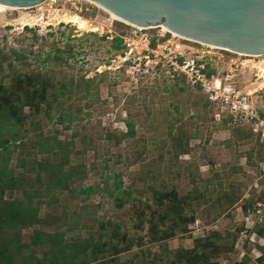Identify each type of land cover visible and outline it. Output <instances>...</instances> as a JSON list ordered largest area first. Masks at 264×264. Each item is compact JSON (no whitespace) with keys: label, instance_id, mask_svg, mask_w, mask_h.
Returning a JSON list of instances; mask_svg holds the SVG:
<instances>
[{"label":"rangeland","instance_id":"374dc122","mask_svg":"<svg viewBox=\"0 0 264 264\" xmlns=\"http://www.w3.org/2000/svg\"><path fill=\"white\" fill-rule=\"evenodd\" d=\"M74 15L89 21L85 29L68 22ZM122 36L129 45L117 49L114 39ZM207 44L161 26L145 29L116 20L89 0H46L0 13V86L29 75L54 83L52 108L43 104L34 114L26 107L22 128L0 113V139L16 130L27 135L10 156L17 186L6 197L27 201L34 195L32 204L44 220L23 230L25 242L35 229L96 237L101 224L107 240L112 222L121 224L132 244L112 264H173L179 249H193L196 240L209 237L217 241L212 263L264 264V144L244 121L223 122L231 116L229 105L210 100L220 79L219 95L228 93L230 101L264 116V55ZM176 59L209 64L207 87L173 77ZM127 122L135 125L134 136ZM73 168L80 174L70 178L69 188L50 189L52 172H65L68 179ZM117 182L132 191L123 205L116 199L122 196ZM90 185L97 193L79 192ZM172 191L187 220L177 219L175 237L155 242L150 227L163 213L156 194L167 206ZM147 200L155 213L143 209ZM43 252L39 248L35 255Z\"/></svg>","mask_w":264,"mask_h":264},{"label":"trees","instance_id":"16d2710c","mask_svg":"<svg viewBox=\"0 0 264 264\" xmlns=\"http://www.w3.org/2000/svg\"><path fill=\"white\" fill-rule=\"evenodd\" d=\"M114 40L115 47L122 49L124 40L121 37H116ZM208 68L209 64H207L206 72L209 71ZM211 75L213 73L208 72V76ZM179 78L186 79L183 76H179ZM53 87L54 83L47 77L38 75L16 77L9 87L0 86V113L6 115V121L14 122L15 125L22 128L24 122L28 119V115L24 111L26 107H29L34 114L40 112L43 104L47 105V110L52 108L49 101V89ZM233 121L235 122V118L232 115L223 120V122ZM1 123H3L2 119H0V128ZM127 126V133L134 136L135 125L127 122ZM250 130L264 144V138H262L261 133L255 132L252 127H250ZM26 137L27 135L23 134V131L16 130L11 133L10 137L0 139V157L6 155L5 162L0 164V264H112L117 261L121 253L130 250L132 247V244L126 241L127 234L121 233L120 223H109L110 236L107 240H104V230L107 229L104 224H101V232L96 237L91 235L82 239L76 235L67 238L65 231L44 233L39 229H35L30 235L28 242L23 240L22 232L25 228L44 223V220L40 217L39 208L32 204L34 195H28L27 201L6 197V191L9 189L13 190L17 186V179L9 170L10 156L24 142ZM59 172L57 171L55 174L52 172L50 175V189L53 187L62 190L69 188L70 178L80 174L76 168H73L67 179V173ZM54 175L56 176L54 177ZM117 189L122 195L121 197H116L119 205H123V198H131L133 196L131 189L125 190L121 182H117ZM79 192L90 197L97 193V189L95 186L90 185L81 187ZM109 194L115 195L113 191H110ZM167 196L172 199V204L166 206L161 194H156L158 205L162 207L163 213L159 217L160 223L152 222L150 227L152 240L155 242H164L175 237L174 231L179 226L177 219L187 220L183 216L182 211L179 212L182 201L177 196V193L172 191ZM262 196L264 199V194ZM141 204H143V209L145 210L153 209L148 200L141 202ZM145 210L140 211V220L145 216ZM151 212L155 213L156 210ZM167 220L170 221V226H167ZM191 220L195 222V217H192ZM159 224L167 227L160 229ZM79 226L80 223L75 222V228ZM141 227V224L137 225V228ZM71 228L70 226L68 230ZM260 233L264 234L263 231ZM215 246H217V241L212 237L198 239L193 249H179L176 253V260L174 259L172 263L177 264L181 260L180 262L185 261V264H218V262H211ZM39 248H44L42 257L35 255V251ZM28 250H30V253H27ZM107 252L111 253V256L103 257L102 254ZM132 263L133 260H129L122 264ZM117 264L121 263L117 262Z\"/></svg>","mask_w":264,"mask_h":264},{"label":"water","instance_id":"95a60500","mask_svg":"<svg viewBox=\"0 0 264 264\" xmlns=\"http://www.w3.org/2000/svg\"><path fill=\"white\" fill-rule=\"evenodd\" d=\"M46 0H0L34 7ZM139 28L167 26L240 54L264 55V0H91Z\"/></svg>","mask_w":264,"mask_h":264},{"label":"built area","instance_id":"2783aa9c","mask_svg":"<svg viewBox=\"0 0 264 264\" xmlns=\"http://www.w3.org/2000/svg\"><path fill=\"white\" fill-rule=\"evenodd\" d=\"M123 40H124V44L129 45L126 38H123ZM152 53H154V51H152ZM147 57L149 60H151L152 56L148 55ZM124 59H125L124 61L128 60L126 59V57ZM176 60H177L175 61L176 63L173 62L171 64L172 71H169V73L172 74L173 77L183 76L186 77L188 81L192 82L197 86L207 87L209 76L208 73L205 72L206 70L205 65H202L204 63L202 64H199L198 62L180 63L179 59ZM156 64L157 66H159V63ZM221 86H222V81L220 79L216 80L215 83L213 84V89H212L214 95L213 94L210 95V100L214 102L217 100H221L222 102L220 104V107H223L225 104L229 105V109H228L230 112L229 114H231L236 120H242L241 122L244 121V123L252 127L255 132L261 133L262 138H264V117H262L261 114H259L254 107H250L248 105H241L240 101L238 100L230 101V96L228 95V93L219 95L217 93V90H219ZM225 90L229 92L226 88ZM219 115L222 116L221 114ZM243 117H245L246 119Z\"/></svg>","mask_w":264,"mask_h":264},{"label":"bare ground","instance_id":"6f19581e","mask_svg":"<svg viewBox=\"0 0 264 264\" xmlns=\"http://www.w3.org/2000/svg\"><path fill=\"white\" fill-rule=\"evenodd\" d=\"M89 1H91V0H89ZM30 8V7H29ZM20 9H28V7H16V6H10V5H6V4H2V3H0V13H3V12H6V11H8V10H20ZM110 13V12H109ZM111 15H112V17L114 18V19H116V20H119V21H124L123 19H121V18H119L118 16H116V15H114V14H112V13H110ZM64 19V18H63ZM65 20V19H64ZM67 21V20H66ZM65 22V21H64ZM68 22H70V23H75V24H78V26H79V28L80 29H85L86 27H87V25L89 24V21L88 20H86V19H84V18H82V17H80L79 15H74V16H72V17H69L68 18ZM124 22H126V21H124ZM128 23V22H127ZM130 24V23H129ZM135 26V25H134ZM161 27H163V28H165V29H167L169 32H171L174 36H179V37H181V38H183V39H188V37H185V36H183V35H181V34H179V33H176V32H174V31H171L167 26H165L164 24L163 25H160ZM92 30H96V29H92ZM190 39V38H189ZM205 43V42H204ZM207 45H209L210 47H213V48H216V47H218V46H216V45H213V44H207ZM227 49V48H226ZM228 50H230V49H228ZM242 55H244V54H242ZM246 55H248V54H246Z\"/></svg>","mask_w":264,"mask_h":264}]
</instances>
